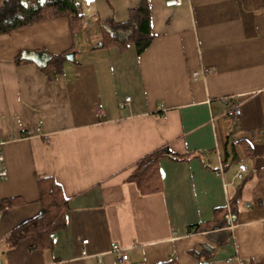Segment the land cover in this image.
Masks as SVG:
<instances>
[{"label": "crops", "instance_id": "obj_1", "mask_svg": "<svg viewBox=\"0 0 264 264\" xmlns=\"http://www.w3.org/2000/svg\"><path fill=\"white\" fill-rule=\"evenodd\" d=\"M141 1L97 0L77 31L58 17L0 34V200L20 201L0 209L2 264H264V0H146L149 46L104 45ZM54 54L64 62L50 76ZM164 148L178 158L162 157V189L142 194L129 177ZM45 177L68 198L66 228L51 248L10 245L41 211ZM232 199L225 227L191 230Z\"/></svg>", "mask_w": 264, "mask_h": 264}, {"label": "trees", "instance_id": "obj_2", "mask_svg": "<svg viewBox=\"0 0 264 264\" xmlns=\"http://www.w3.org/2000/svg\"><path fill=\"white\" fill-rule=\"evenodd\" d=\"M58 17L68 18L72 30L77 31L81 28L83 20L81 5L76 0H6L0 6V34ZM105 34L104 45H117L121 50H125L130 42H134L138 53L144 51L153 38L148 2L142 0L138 6L131 10L129 21L114 23L111 29L105 30ZM19 60L20 58H18ZM63 62V55L54 54L42 68L50 76H53L62 70ZM162 157L178 158L177 154L168 148L157 150L142 158L130 175L129 179L137 183L142 194L162 189L159 168V160ZM38 186L41 211L12 230L7 238L10 245L14 246L22 239L30 238L32 249L51 248L53 246L52 234L67 226L69 201L64 196L61 186L52 177L40 178ZM18 202L20 201L12 198L0 200V209ZM236 202L237 200L232 199L230 208L216 209L213 220L197 224L191 227V230L198 232L225 227L229 213L237 214L238 212ZM158 264L178 263L171 259Z\"/></svg>", "mask_w": 264, "mask_h": 264}, {"label": "built area", "instance_id": "obj_3", "mask_svg": "<svg viewBox=\"0 0 264 264\" xmlns=\"http://www.w3.org/2000/svg\"><path fill=\"white\" fill-rule=\"evenodd\" d=\"M5 1L6 0H0L1 3L5 2ZM77 1L81 5L83 12H86L88 14L93 11V9L97 3V0H77ZM181 2H182V0H166V5L167 6H176V5L181 4ZM209 71H210V69H207V68L203 69L202 71H198V70L194 71L193 77L197 78L201 74H204V73L209 72ZM130 100H131V97L127 96L124 101L120 102V107L124 108ZM96 112H97V115L99 117H101L102 119H104L106 117V110L101 104H98L96 106ZM227 113H228V115H231L234 117H239L241 115V108L239 106L232 107L228 110ZM4 144H5V140L0 138V181L5 180L8 177V169L6 166V160H5L4 149H3ZM238 167H239V170L236 174V177L242 179L243 174L247 169V166L245 163H240ZM83 242L87 243L88 240L86 239ZM112 247H113V250L117 252L120 260L123 261V260H126L128 258V255L121 251V248L118 244H113ZM0 264H2V263L0 262Z\"/></svg>", "mask_w": 264, "mask_h": 264}, {"label": "water", "instance_id": "obj_4", "mask_svg": "<svg viewBox=\"0 0 264 264\" xmlns=\"http://www.w3.org/2000/svg\"><path fill=\"white\" fill-rule=\"evenodd\" d=\"M27 58L34 59L35 61L39 62L42 61V54L38 53H25L24 54ZM71 54H68V57H70Z\"/></svg>", "mask_w": 264, "mask_h": 264}]
</instances>
